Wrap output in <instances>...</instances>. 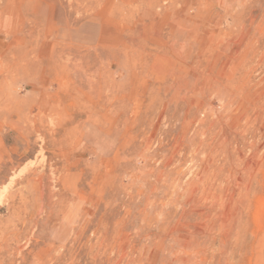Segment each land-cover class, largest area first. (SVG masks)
<instances>
[{"label": "rangeland", "instance_id": "1", "mask_svg": "<svg viewBox=\"0 0 264 264\" xmlns=\"http://www.w3.org/2000/svg\"><path fill=\"white\" fill-rule=\"evenodd\" d=\"M0 264H264V0H0Z\"/></svg>", "mask_w": 264, "mask_h": 264}, {"label": "clouds", "instance_id": "2", "mask_svg": "<svg viewBox=\"0 0 264 264\" xmlns=\"http://www.w3.org/2000/svg\"><path fill=\"white\" fill-rule=\"evenodd\" d=\"M88 134L93 135L94 130L88 129ZM116 145V139L114 137H103L102 139H97L93 143V148L95 149V152L93 154L94 158H100L104 155H107L109 151H111L112 148H114Z\"/></svg>", "mask_w": 264, "mask_h": 264}, {"label": "bare ground", "instance_id": "3", "mask_svg": "<svg viewBox=\"0 0 264 264\" xmlns=\"http://www.w3.org/2000/svg\"><path fill=\"white\" fill-rule=\"evenodd\" d=\"M60 144V143H59Z\"/></svg>", "mask_w": 264, "mask_h": 264}]
</instances>
